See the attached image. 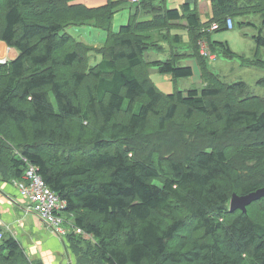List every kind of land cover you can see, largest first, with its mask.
Masks as SVG:
<instances>
[{
    "label": "trees",
    "instance_id": "trees-1",
    "mask_svg": "<svg viewBox=\"0 0 264 264\" xmlns=\"http://www.w3.org/2000/svg\"><path fill=\"white\" fill-rule=\"evenodd\" d=\"M72 1L0 0V40L18 52L0 64V175L21 180L36 167L63 217L91 236L69 227L62 237L75 264H264V197L229 212L232 193L264 186V95L208 69L198 48L204 40L216 57L264 69L261 32L251 57L211 38L227 17L264 19V0H211L203 23L188 3ZM126 2L128 21L113 31ZM84 25L106 32L101 46L67 31ZM181 28L203 84L162 92L151 67L173 81L192 75L174 49ZM180 107L205 121H179ZM0 264H30L12 236L0 237Z\"/></svg>",
    "mask_w": 264,
    "mask_h": 264
},
{
    "label": "crops",
    "instance_id": "crops-1",
    "mask_svg": "<svg viewBox=\"0 0 264 264\" xmlns=\"http://www.w3.org/2000/svg\"><path fill=\"white\" fill-rule=\"evenodd\" d=\"M108 1H124V0H73L71 3L83 4L87 7L94 8V7L103 6ZM210 2L211 0H165V5L167 8L169 7L179 8L183 3H188L192 8L196 10L199 20L203 23V22H208L212 18ZM127 5L129 7V2H126L123 8L124 15L122 16L121 19L127 18L128 21L129 8L127 7ZM201 15L206 16L207 19L203 20L201 18ZM85 26L88 25L71 26L69 28L70 29L73 27L83 28ZM104 32L102 33L99 32L96 35V37H94L96 40L98 39V43H94L90 39L86 40L82 35H80L81 36L80 39L79 38L77 39L94 47H99L105 40L106 32L105 33ZM213 33H211V38L213 40H217L213 38ZM218 41H223V40H218ZM190 48L191 47H189L188 41L185 42L181 41L178 45L174 47L175 51H179L181 54H184V56L180 61V65L189 66L192 69V75L190 77H185V78H192L194 82L197 83L198 85L197 88H198L202 86L203 81L201 78L199 63L195 57H192L190 55L191 52ZM17 54L18 52L15 48L9 47L4 41L0 40V57H4L7 60H11L14 59L17 56ZM165 55H166L165 53H160L159 57L164 58ZM217 58L218 57H214L213 59H208L209 60L208 69L211 70L209 62L215 63ZM245 67L247 69H250V67L247 66ZM223 75L222 77L224 78L225 75L224 76ZM164 76L167 77L168 79H171V76L168 74H164ZM189 88H193V87H189ZM189 88L183 90H187ZM16 181L17 180H13V178L7 180L6 178L2 177V175H0V232H2V234H4L5 236L14 237L24 249L27 257L29 259L38 261L40 264H75L74 255L69 250L68 243L66 242V240L52 233L51 229L48 227L47 224H45L38 217H36L35 214H33L31 211L28 210L27 207L28 200L26 199L25 196L20 194V191L15 184ZM66 221H67L66 225L69 222L72 223L71 220L66 219ZM86 237L90 238L91 236L89 235Z\"/></svg>",
    "mask_w": 264,
    "mask_h": 264
},
{
    "label": "rangeland",
    "instance_id": "rangeland-1",
    "mask_svg": "<svg viewBox=\"0 0 264 264\" xmlns=\"http://www.w3.org/2000/svg\"><path fill=\"white\" fill-rule=\"evenodd\" d=\"M123 15H124V9L114 14L112 18L113 31H117L121 25L127 23V18L121 19ZM201 18L203 20L207 19V17L204 15H201ZM239 20L251 21L253 25H245L240 27L239 24L235 23L233 29H226L223 31L213 33V38L217 40L227 41L233 51H235L238 54L251 57L254 55L255 47H256L251 37L253 35H257L259 32L264 34V22H263L264 19L260 17L259 14H255L253 16L249 15ZM101 31L104 32L101 29L85 26L83 28L73 27L69 30V33L72 34V36L75 37L76 39L77 38L80 39L81 38L80 35H82L86 40L90 39L94 43H98V39L96 40L94 37H96V35L99 32L102 33ZM177 32L182 34V42L189 41L188 33L184 28H181V30H178ZM260 53L262 54V56H264V47L261 48ZM99 59H100V55H98V53L92 54L90 56V64L97 62ZM209 65L212 71L219 74L221 72V75L224 74L225 76L224 75L223 76L227 81H235V80L245 81L248 84L251 93L264 95V87L257 84L258 83L257 81L264 76V69H260L252 66H247L250 67V69H247L245 66H242L240 64L238 58L226 59L222 56H218L215 63L209 62ZM149 77L151 78L153 83L157 86V88L162 92L170 93L176 88L183 90L189 87L198 86L197 83H195L192 78H183L176 81L168 79L163 74L157 72L153 67H151V69L149 70ZM183 111L184 108H181L178 114V117L180 118L178 119L179 121H183L186 123H194L195 121H200L203 123L205 121L206 117L202 116L199 113H195L190 120H186L185 116L183 115ZM257 207L258 205L254 206V208L252 207L251 212L256 210ZM83 237L86 239L89 238L86 236ZM29 261L30 264H40L38 261H35L33 259H29Z\"/></svg>",
    "mask_w": 264,
    "mask_h": 264
},
{
    "label": "built area",
    "instance_id": "built-area-1",
    "mask_svg": "<svg viewBox=\"0 0 264 264\" xmlns=\"http://www.w3.org/2000/svg\"><path fill=\"white\" fill-rule=\"evenodd\" d=\"M138 2L139 0H128ZM228 29L234 27L233 20L227 17L225 20ZM218 28L216 23H212L209 30ZM199 54L208 59L216 57L211 53L204 40H198ZM7 61L6 58L0 57V64ZM20 194L28 200V210L36 215L41 221L48 225L52 233L59 237H64L70 226L74 233L89 236L82 228L73 226L72 223H67L66 219L61 214V209L64 207V202L58 195L52 191L44 182L41 175L37 172L34 165L27 163L26 169L21 180L15 182ZM2 232H0V237Z\"/></svg>",
    "mask_w": 264,
    "mask_h": 264
},
{
    "label": "water",
    "instance_id": "water-1",
    "mask_svg": "<svg viewBox=\"0 0 264 264\" xmlns=\"http://www.w3.org/2000/svg\"><path fill=\"white\" fill-rule=\"evenodd\" d=\"M261 197H264V186L246 194L232 193L229 200V212H234L237 209L246 212L247 206Z\"/></svg>",
    "mask_w": 264,
    "mask_h": 264
},
{
    "label": "bare ground",
    "instance_id": "bare-ground-1",
    "mask_svg": "<svg viewBox=\"0 0 264 264\" xmlns=\"http://www.w3.org/2000/svg\"><path fill=\"white\" fill-rule=\"evenodd\" d=\"M225 26H226V23H225ZM226 28H227V26H226ZM228 29V28H227Z\"/></svg>",
    "mask_w": 264,
    "mask_h": 264
}]
</instances>
